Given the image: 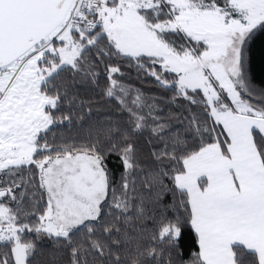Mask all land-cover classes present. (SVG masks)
Here are the masks:
<instances>
[{"label":"snow or ice","instance_id":"1","mask_svg":"<svg viewBox=\"0 0 264 264\" xmlns=\"http://www.w3.org/2000/svg\"><path fill=\"white\" fill-rule=\"evenodd\" d=\"M0 264H264V0H0Z\"/></svg>","mask_w":264,"mask_h":264}]
</instances>
